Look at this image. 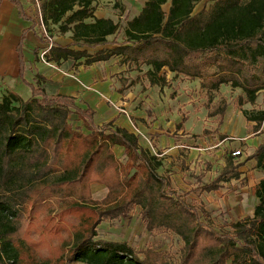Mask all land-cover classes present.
<instances>
[{"label": "trees", "instance_id": "16d2710c", "mask_svg": "<svg viewBox=\"0 0 264 264\" xmlns=\"http://www.w3.org/2000/svg\"><path fill=\"white\" fill-rule=\"evenodd\" d=\"M96 1L35 3L38 21L42 18L51 39V26L59 25L61 34L73 33L74 46H114L94 56L52 47L45 55L47 62L72 70L118 58L117 65L128 73L147 68L144 76L149 86L162 90L170 84L168 74L177 77L191 55L202 60L209 56L213 66L234 62L242 67L238 73L216 72L207 77L199 66L189 73L192 80H201L207 117L218 121V126L230 107L226 101L213 107L223 87L242 91L239 109L255 105L264 90V0H211L199 11L197 5L207 0H148L142 13L124 28L110 19H97ZM13 3L24 16L21 3ZM121 34L122 43L118 42ZM114 35L109 42L107 38ZM24 39L18 47L20 79L32 96L23 100L7 92L0 100V264H264V181L254 217L226 224L231 232H219L204 205L186 200L192 192L211 194L234 180L245 185L240 169L247 161L256 160L264 170V140L244 162L230 154L216 178L184 197L173 189L170 177L159 173L162 160L141 145L139 135L116 126L115 119L97 126L94 110L78 108L74 97L59 93L60 83L43 74L29 83ZM139 82L140 77H122L118 93L123 95ZM73 114L88 134L72 125ZM249 121L256 123L253 130L259 132L264 111ZM186 122L184 118L177 132L185 129ZM117 147L124 149L133 174L117 157ZM180 155L184 168L185 157ZM206 165L211 171L213 165ZM94 183L108 189L101 203L92 199ZM136 210L150 233L173 234L184 242L179 260L152 248L136 250L126 242L97 239V228L104 221L127 218Z\"/></svg>", "mask_w": 264, "mask_h": 264}, {"label": "rangeland", "instance_id": "374dc122", "mask_svg": "<svg viewBox=\"0 0 264 264\" xmlns=\"http://www.w3.org/2000/svg\"><path fill=\"white\" fill-rule=\"evenodd\" d=\"M211 1V0H209ZM208 1V2H209ZM207 6V3H202L197 7V11ZM168 8H166L167 10ZM213 59L206 56V59H200L197 55H191L187 60V65L183 67L178 76L169 73V86L163 90L151 89L146 77L141 74L142 85H134L133 89L127 90L123 94L129 103L127 114L132 119V122L137 126L135 133L140 136L141 144L153 150L155 140L158 141L160 135L158 131H166L167 142H172L170 139H175L176 143L181 144L180 153L189 159V155H195L192 162L184 161L187 170L182 168L181 159L179 156H171L165 159L161 174L170 177L173 189L180 195L186 197L194 187L207 184L222 171L224 160L229 157V154L241 149L243 158L239 159L244 162L247 153L241 148V143H245L246 138L250 135V131L245 125L249 117L257 116L264 111V90L259 92L258 99L255 105L247 104L239 109L238 98L241 96L240 89H232L223 87L221 92L216 97L213 107L218 106L223 101L230 104L227 111L225 122L222 126H218V121L207 117V96L201 90V80H192L190 78V70L193 66H199L203 75L209 77L216 72H235L238 73L242 67L239 64L231 62L228 66H213ZM147 68L143 69L145 73ZM132 73V72H131ZM127 73L132 79H135L140 72ZM120 87V84L118 85ZM5 95V90H0V100ZM133 115H144L145 119L135 118ZM186 118L185 131L177 132V126ZM72 118L70 119L71 122ZM72 123V122H71ZM157 123L155 126L154 124ZM73 125V124H72ZM207 130L210 134L203 135ZM86 132V131H85ZM87 133V132H86ZM264 133V131H263ZM224 135L225 140L220 136ZM173 143V142H172ZM118 148L115 149L117 153ZM124 150H118L117 157L122 165L126 168L128 174H133L134 169L132 164L127 161ZM183 151V152H181ZM157 154L156 151H152ZM160 157V156H159ZM172 158V160H168ZM163 159V158H162ZM179 159V160H178ZM213 165L211 171H207L206 164ZM246 164V163H245ZM198 173V176H196ZM201 178L200 180L198 178ZM227 188L228 192L233 196H239L237 191ZM238 189V188H237ZM92 199L101 203L108 194V189L99 184L91 185ZM186 200L191 204L205 205L206 209L211 213L215 227L219 232H231L230 228H226V224L230 222V215L227 206L219 208L220 201L214 199L209 194L191 193L186 197ZM228 200V199H227ZM228 203V202H225ZM99 240L110 242H126L136 250H152L164 253L175 260H179L182 255L184 242L173 234L154 235L150 233L145 223L143 222L139 210L133 212L129 217L121 220H106L97 228ZM31 251H34L33 249ZM36 258H40L38 255ZM39 263H42L38 259Z\"/></svg>", "mask_w": 264, "mask_h": 264}, {"label": "crops", "instance_id": "0c3cea01", "mask_svg": "<svg viewBox=\"0 0 264 264\" xmlns=\"http://www.w3.org/2000/svg\"><path fill=\"white\" fill-rule=\"evenodd\" d=\"M13 1L14 0H0V90H5V94L7 92L15 93L23 100H28L32 96L30 87L24 84L20 79V56L18 47L22 42V37H25L22 47L26 64L25 79L29 83L34 82L35 76L38 73L43 74L47 79L55 83H60L61 88L59 93L74 97L78 108L84 110L91 108L94 110L96 112L94 121L97 126L100 127L115 119L116 126L136 134L135 130H137V126L127 114V108L129 106V103L125 101L127 97L118 93V90L122 88L120 79H122V77H129L127 68L117 65L118 58H114L106 63H97L87 69L81 66L78 69L66 70L60 68L54 62H47L46 59L44 61L41 57L48 46L54 48L68 47L72 52L86 51L89 55L93 56L101 54L104 50L112 49L114 46L111 44L100 47L74 46L73 33L70 31L66 34H61L59 32V25L51 26L53 33H51L52 39L51 42H49L42 34L43 31L41 23L38 21V12L35 2L33 0H17L21 3L23 8L24 16H22L19 7L16 6ZM147 1L148 0H97L94 3L96 7L95 17L97 19H110L115 24L120 23L124 28L127 26L128 21L138 17L142 13ZM207 1H203L200 4H206ZM210 3L211 1L207 3V6H209ZM200 4H198L197 7ZM170 6V3L164 5V11L168 12ZM205 6L203 5V7ZM166 8L168 9L166 10ZM115 38L116 36L114 35L109 36L107 39L109 42H112ZM122 41L123 35L121 34L118 37V42L122 43ZM36 51H39V62H36ZM80 61L84 62L85 58ZM131 74H133V72ZM141 74L144 75V73H140L134 80L141 76ZM143 80L144 79L141 78L137 85H142L141 81ZM119 84L120 87H118ZM133 87L134 86H132L130 90L133 89ZM150 88L162 90L158 86ZM126 92L124 94H126ZM133 116L135 118L145 119L144 115ZM71 118V122L75 128H82L84 133H89L76 114L71 115L70 119ZM154 125L156 126L157 123ZM255 125V122L248 120L245 125L246 129L250 131V135L248 138L244 139L245 143H241V148L245 150L247 157L251 156L264 140V125L257 133L253 130ZM184 131L185 129L180 132ZM158 133L163 136L160 137L158 141L155 140V147H153V150L157 152V154L154 155L160 156L159 158L162 160L163 164H165L164 162L167 157L176 155L179 157L182 156L179 155V149L184 146L176 143L175 139L170 138L169 140L173 143H168L166 131L160 130ZM141 145L149 150L148 147L143 144ZM117 148L119 151L124 150L120 147ZM118 150L116 154H118ZM153 150L150 149L149 151L152 153ZM194 156L195 155L190 154L189 159L185 158L184 161L192 162L195 158ZM168 160H172V158ZM225 165L226 162L224 160V167ZM240 171L242 172L241 179H245L246 181L245 185H242L240 180H234L231 183L225 184L224 188L220 191L211 193L214 199L220 201L219 208L227 206L230 215L229 220L235 222H239L248 217H254L255 210L260 204V198L257 196V192L260 184L264 181V170L258 167L257 161L254 159L247 161ZM159 173L161 174L160 171ZM196 176H198V173ZM202 185L204 184L198 186ZM232 186L234 187L232 190H236L239 196H233L231 192H228L226 187L232 188ZM196 187H194V189Z\"/></svg>", "mask_w": 264, "mask_h": 264}, {"label": "built area", "instance_id": "2783aa9c", "mask_svg": "<svg viewBox=\"0 0 264 264\" xmlns=\"http://www.w3.org/2000/svg\"><path fill=\"white\" fill-rule=\"evenodd\" d=\"M36 5H39V3L42 0H34ZM40 23H41V27H42V34L43 36L49 41L51 42V38L49 37V33L47 32L46 26L44 25V23L42 22V18L40 19ZM51 46H48L47 49H45V51L42 53L41 57L42 59L45 61V55L47 54V52L51 49ZM231 156L234 158H241L243 156V152L240 149H236V151L231 153Z\"/></svg>", "mask_w": 264, "mask_h": 264}]
</instances>
